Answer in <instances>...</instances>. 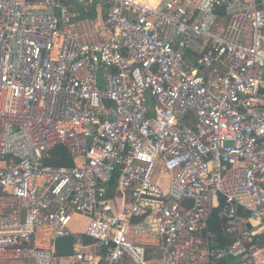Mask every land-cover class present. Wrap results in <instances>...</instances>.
Here are the masks:
<instances>
[{"label": "built area", "instance_id": "built-area-1", "mask_svg": "<svg viewBox=\"0 0 264 264\" xmlns=\"http://www.w3.org/2000/svg\"><path fill=\"white\" fill-rule=\"evenodd\" d=\"M262 235L264 0H0V264H264Z\"/></svg>", "mask_w": 264, "mask_h": 264}, {"label": "trees", "instance_id": "trees-1", "mask_svg": "<svg viewBox=\"0 0 264 264\" xmlns=\"http://www.w3.org/2000/svg\"><path fill=\"white\" fill-rule=\"evenodd\" d=\"M82 16H93L92 11L89 9L88 13L81 14ZM50 164L53 165H71L72 160L68 156L66 149L63 146H57L53 151V156L50 160ZM240 214H244L242 210H239ZM208 229L214 235V243L215 245L225 246L231 240L229 239V235L225 232V220L219 214V209L215 208L213 214L208 223ZM228 237V238H227ZM219 264H226V261L223 260Z\"/></svg>", "mask_w": 264, "mask_h": 264}, {"label": "water", "instance_id": "water-1", "mask_svg": "<svg viewBox=\"0 0 264 264\" xmlns=\"http://www.w3.org/2000/svg\"><path fill=\"white\" fill-rule=\"evenodd\" d=\"M248 227H251L250 224H247ZM258 240L262 243L264 241V235L259 236ZM73 245V235H67L63 237H58L55 240V251L59 255H68L72 253Z\"/></svg>", "mask_w": 264, "mask_h": 264}, {"label": "rangeland", "instance_id": "rangeland-1", "mask_svg": "<svg viewBox=\"0 0 264 264\" xmlns=\"http://www.w3.org/2000/svg\"><path fill=\"white\" fill-rule=\"evenodd\" d=\"M76 7H77L81 12L85 11V8L83 7L82 3H80V2L76 4ZM99 76L103 77V76H104V73H99ZM78 221H81V220H80L78 217H76V218H75V224H76V225L79 224ZM76 225L72 226V228H71L72 231L77 230L78 227H76ZM146 261H147L148 264H162L161 261H159V260H155V259H151V258L148 257V256L146 257ZM125 264H133V263H132L130 260L126 259Z\"/></svg>", "mask_w": 264, "mask_h": 264}, {"label": "crops", "instance_id": "crops-1", "mask_svg": "<svg viewBox=\"0 0 264 264\" xmlns=\"http://www.w3.org/2000/svg\"><path fill=\"white\" fill-rule=\"evenodd\" d=\"M81 220V223L79 224L77 230H83L84 229V226H85V223H86V219H80ZM225 232H226V225H225ZM226 234H228L226 232ZM228 238V237H227ZM229 239L231 240V238L229 237ZM214 245V239H213V242H212ZM260 245H263L264 244V241L261 243L259 241ZM228 244V243H227ZM263 253H264V246H263ZM225 260L226 261V264H235L236 263V260L232 257H228V256H225L223 259L221 260H217V261H214L213 264H219L221 261Z\"/></svg>", "mask_w": 264, "mask_h": 264}]
</instances>
